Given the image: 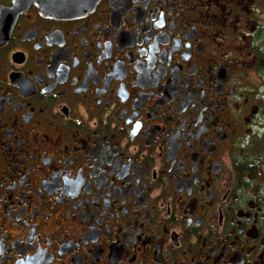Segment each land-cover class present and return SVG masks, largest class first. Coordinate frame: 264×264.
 <instances>
[{
  "label": "flooded vegetation",
  "instance_id": "1",
  "mask_svg": "<svg viewBox=\"0 0 264 264\" xmlns=\"http://www.w3.org/2000/svg\"><path fill=\"white\" fill-rule=\"evenodd\" d=\"M0 264H264V0H0Z\"/></svg>",
  "mask_w": 264,
  "mask_h": 264
},
{
  "label": "trees",
  "instance_id": "2",
  "mask_svg": "<svg viewBox=\"0 0 264 264\" xmlns=\"http://www.w3.org/2000/svg\"><path fill=\"white\" fill-rule=\"evenodd\" d=\"M241 171H244V169L242 168ZM243 179V178H242Z\"/></svg>",
  "mask_w": 264,
  "mask_h": 264
}]
</instances>
